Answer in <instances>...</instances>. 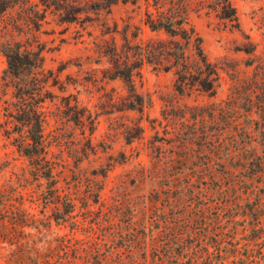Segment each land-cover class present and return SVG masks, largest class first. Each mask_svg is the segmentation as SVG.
<instances>
[{"label": "rangeland", "instance_id": "rangeland-1", "mask_svg": "<svg viewBox=\"0 0 264 264\" xmlns=\"http://www.w3.org/2000/svg\"><path fill=\"white\" fill-rule=\"evenodd\" d=\"M110 1L31 0L44 16L32 33L7 25L18 8L0 20V209L8 200L28 224L11 240H29L32 255L51 250L54 263L264 264V0H228L236 22L216 0H158L200 38L213 95L178 92L166 61L136 62L138 46L167 41L145 25L155 0ZM16 42L42 57L53 179L4 132L13 99L1 48ZM113 46L139 64L131 94L110 79ZM75 105L95 119L91 135ZM11 251L0 237V264Z\"/></svg>", "mask_w": 264, "mask_h": 264}, {"label": "trees", "instance_id": "trees-1", "mask_svg": "<svg viewBox=\"0 0 264 264\" xmlns=\"http://www.w3.org/2000/svg\"><path fill=\"white\" fill-rule=\"evenodd\" d=\"M127 3L128 0H122ZM221 10V18L236 22L234 9L228 0H216ZM118 0H111L109 5H113ZM131 4H137L131 1ZM154 12L146 11L145 25L152 31H162L167 36V41L157 43L148 42L144 46H138L136 53L142 64L155 63L157 60L166 61L164 71L175 69L177 91L183 93L186 89L196 86L203 92L214 94V84L217 80L216 69L208 62L201 48L200 38L191 29L185 28V18L182 12L174 10L173 7L165 10L163 6L155 0L152 5ZM44 8L50 7L49 3L43 4ZM18 8L22 12V17L16 22H12L11 28L19 33L20 25L24 26V31H38L40 22L44 16L39 10H32L31 0H0V20L8 14V11ZM62 14H68L67 6L58 8ZM69 15V14H68ZM65 16V15H64ZM72 18H64V21L70 22ZM20 20H23L19 22ZM6 25V28L8 27ZM183 41V42H182ZM191 42L195 43L196 60L190 61L185 53L186 47ZM1 52L6 59V70L4 80H8L12 88V101L6 103L4 107L5 135L12 138L13 146L17 151L35 164L34 169L44 179H53V172L56 163L49 159V142L46 141V119L41 111V105L46 99L45 84L47 81L43 76L42 57L40 51L34 50L31 46H23L19 42L7 43L1 48ZM111 64L110 79H119L128 87L129 93H133L132 74L139 64H132L128 57L122 54L116 46H113L109 54ZM73 120L85 126L88 124L89 135L93 133L94 121L90 114H85L77 105L73 107ZM132 109V108H130ZM54 180H51L53 182ZM50 187H54L53 184ZM55 191V190H54ZM21 205V204H20ZM12 205L8 200H4L3 208L0 209V227L2 238L9 241L12 247L11 264H68L67 262L54 263L49 254L51 250L42 252L40 255H34L27 244L29 240L22 241L18 238L11 240L16 234H20L23 228L28 227L27 219L23 212L18 209H11ZM11 213L14 217H11ZM18 215V217H17ZM17 217V218H16ZM27 245V246H26ZM23 254H27L25 260Z\"/></svg>", "mask_w": 264, "mask_h": 264}]
</instances>
